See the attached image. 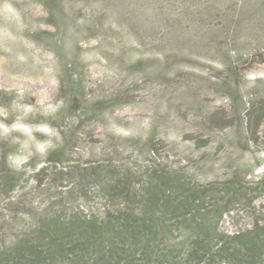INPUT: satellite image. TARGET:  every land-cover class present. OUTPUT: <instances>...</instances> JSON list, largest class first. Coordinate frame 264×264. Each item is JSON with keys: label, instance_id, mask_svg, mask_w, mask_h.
Masks as SVG:
<instances>
[{"label": "rangeland", "instance_id": "obj_1", "mask_svg": "<svg viewBox=\"0 0 264 264\" xmlns=\"http://www.w3.org/2000/svg\"><path fill=\"white\" fill-rule=\"evenodd\" d=\"M77 101L82 108L71 114ZM260 111L264 0H0V150L11 151L12 163L40 165L54 149L64 162L83 164L144 166L169 156L179 165L190 156L209 179L222 182L234 171L241 193L255 197L232 204L201 251L175 231L138 264H261L233 252L239 232L264 225V185H256L264 173V123L257 133L246 124ZM41 126L49 132L37 131ZM201 140L209 145L195 147ZM40 141L51 144L44 153ZM253 159L255 176L235 170ZM29 175L11 194L28 195L15 212L18 230L54 213L102 217L97 194L82 199ZM169 245L172 261L164 256ZM71 248L65 244L56 264H91L90 256L78 263Z\"/></svg>", "mask_w": 264, "mask_h": 264}, {"label": "trees", "instance_id": "obj_2", "mask_svg": "<svg viewBox=\"0 0 264 264\" xmlns=\"http://www.w3.org/2000/svg\"><path fill=\"white\" fill-rule=\"evenodd\" d=\"M65 64L70 72V65ZM81 108L77 101L69 112L73 114ZM263 123L264 111L246 122L251 133H257ZM147 144L152 153L160 152L153 138ZM208 145L209 140L194 143L197 148ZM11 155L7 149L0 150V212L7 209L11 215L0 218V264H56L65 244L72 247L70 256L81 259L78 263L88 261L90 256L91 264H138L153 259L159 243L168 240L175 231L194 240L192 251L198 252L204 240L215 238L217 226L225 212L231 211L232 204L234 207L241 202L250 204L255 199L242 194L239 185L234 184V171L222 182L209 179L208 172L191 167L190 156L179 165L170 164L167 156L143 166L112 159L91 164L64 162L58 149L52 150L40 165L30 160L14 164ZM253 162V165L241 163L235 170L244 168L255 176L257 161ZM31 172L36 184L41 185L47 179L55 181L57 188L65 187L69 194L78 192L82 199L97 194L103 200L102 217L77 214L63 220L54 213L18 230L15 212L18 207L27 206L28 195L19 192L11 197V194L24 188ZM256 178V185L263 186L264 173ZM220 191L224 192L222 196ZM234 238V253L264 264V225L257 224ZM164 256L173 260L172 245Z\"/></svg>", "mask_w": 264, "mask_h": 264}, {"label": "clouds", "instance_id": "obj_3", "mask_svg": "<svg viewBox=\"0 0 264 264\" xmlns=\"http://www.w3.org/2000/svg\"><path fill=\"white\" fill-rule=\"evenodd\" d=\"M4 130L7 131V128L5 127ZM36 130L40 131L42 133H48L49 132V129L47 128V126H41V127L37 128ZM36 147H37V150L39 152L44 153L47 151V149L49 147H51V144L48 141H40L37 143ZM21 162L22 161H17V163H21Z\"/></svg>", "mask_w": 264, "mask_h": 264}]
</instances>
